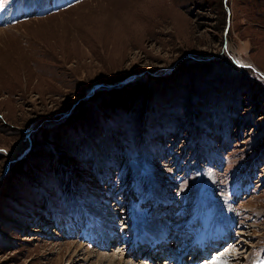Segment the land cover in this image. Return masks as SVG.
I'll list each match as a JSON object with an SVG mask.
<instances>
[{
  "label": "rangeland",
  "instance_id": "rangeland-1",
  "mask_svg": "<svg viewBox=\"0 0 264 264\" xmlns=\"http://www.w3.org/2000/svg\"><path fill=\"white\" fill-rule=\"evenodd\" d=\"M119 259L264 264V0H0V264Z\"/></svg>",
  "mask_w": 264,
  "mask_h": 264
},
{
  "label": "bare ground",
  "instance_id": "bare-ground-1",
  "mask_svg": "<svg viewBox=\"0 0 264 264\" xmlns=\"http://www.w3.org/2000/svg\"><path fill=\"white\" fill-rule=\"evenodd\" d=\"M213 207V206H212ZM216 208V207H215ZM202 219H203V229H204V232L201 233V236L199 237L197 245H198V250L200 251V253H202V255H204V252L206 251L207 247L210 246H215V247H220L222 245V242H224L226 240V234L224 233L225 232V228H222L223 231L220 232V233H216L217 235H213L211 232L209 233V229L212 228L211 225H212V217L210 216V213L209 211L205 212L202 216ZM215 221V220H214ZM209 222H212V223H209ZM216 222V221H215ZM102 229H100L101 231ZM98 230V233H100V235H104V232L102 231V233ZM219 232V231H218ZM111 234V233H110ZM98 235V234H97ZM109 235V234H108ZM97 236L98 239H96L95 237V244L96 246H101L102 248L105 247L106 245V242H107V238L108 240L110 239L109 236ZM140 238L135 242V243H138V242H141V246L137 247L136 250L140 249L141 247L144 248V251L147 250V252H150V250H154V248H152V246L155 245L154 242H152L151 238L153 237L151 234L149 235V233L147 234V232H144V235H140ZM160 238V236H159ZM158 238V241L156 244H158V246H161V248H164V244L165 242L162 241L160 243V239ZM210 238V239H209ZM212 238V239H211ZM166 238L163 236L161 238V240H165ZM100 240V241H99ZM101 241L103 243H101ZM211 241H214L215 243L212 244ZM88 243V242H87ZM110 243V242H109ZM134 243V244H135ZM112 244V243H111ZM79 246V245H78ZM81 247V246H79ZM85 250V249H84ZM133 251V250H132ZM93 251L91 250H85V254H87L86 258H89L90 255L94 256L93 254H91ZM134 252V251H133ZM151 253V252H150ZM60 255V253H59ZM102 255V254H99V256ZM61 256V255H60ZM104 257V256H103ZM202 257V256H201ZM61 258V257H60ZM114 260V258H113ZM118 264H131V260L128 262V261H124L122 259H119L118 261ZM112 264H115V261L112 263Z\"/></svg>",
  "mask_w": 264,
  "mask_h": 264
}]
</instances>
